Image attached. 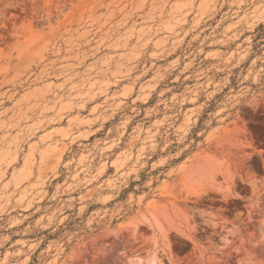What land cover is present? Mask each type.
Here are the masks:
<instances>
[{
	"label": "rangeland",
	"instance_id": "obj_1",
	"mask_svg": "<svg viewBox=\"0 0 264 264\" xmlns=\"http://www.w3.org/2000/svg\"><path fill=\"white\" fill-rule=\"evenodd\" d=\"M0 264H264V0H0Z\"/></svg>",
	"mask_w": 264,
	"mask_h": 264
}]
</instances>
